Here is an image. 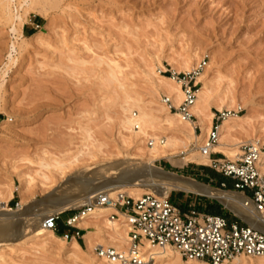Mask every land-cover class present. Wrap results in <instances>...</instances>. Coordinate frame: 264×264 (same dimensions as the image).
Wrapping results in <instances>:
<instances>
[{
    "label": "rangeland",
    "instance_id": "obj_1",
    "mask_svg": "<svg viewBox=\"0 0 264 264\" xmlns=\"http://www.w3.org/2000/svg\"><path fill=\"white\" fill-rule=\"evenodd\" d=\"M33 7L14 33L0 2V123L11 119L0 125V201L7 200L8 208L21 200L18 188L25 173L35 183L27 201L36 203L49 199L72 176H100L131 156H143L150 138L132 142L121 127L128 108L134 114L138 110L149 114L152 139L153 135L167 137L178 152L184 150L175 159L192 156L191 149L200 154L206 136L202 140L179 137L172 125L177 121L171 126L166 123L168 108L162 95L167 94L151 83L153 78L166 82H161L160 69L183 73L202 58L206 65L197 81L198 89L205 82L208 90L210 127L216 122L213 114L241 107V114L250 111L248 119L224 143L239 148L252 141L264 147V0H36ZM195 132L202 133L200 128ZM44 157L60 159L64 172L43 180L36 162ZM154 165L231 191L191 170L220 174L209 163L187 161L177 166L160 158ZM8 187L13 194L9 200ZM144 192L149 191L140 189L139 195ZM181 194L193 195L169 192L179 207L186 203ZM46 204L35 207V214L43 213ZM69 210L61 211L55 232L59 239L49 242L29 233L36 221H24L21 236L28 239L11 245L18 233L5 238L0 264H112L96 257L93 246L101 243L93 238L94 244L76 249L62 237L60 226ZM122 217L118 222L124 223ZM82 229L83 234L95 230ZM176 257L171 253L170 260L156 264H184Z\"/></svg>",
    "mask_w": 264,
    "mask_h": 264
},
{
    "label": "bare ground",
    "instance_id": "obj_2",
    "mask_svg": "<svg viewBox=\"0 0 264 264\" xmlns=\"http://www.w3.org/2000/svg\"><path fill=\"white\" fill-rule=\"evenodd\" d=\"M14 1L16 6L13 9L12 3ZM35 1H0L5 8V11H7L6 15L11 23L10 30L12 32H17V26L23 23L29 11L34 8L33 5ZM38 1L41 3L46 2L47 0ZM13 47L14 44H12V48ZM201 78L202 76L197 80L201 81ZM163 79H165V83H160V79L158 81V78H153L151 85L157 90L164 91L171 98L173 103L177 104L182 97L180 85L173 81L170 77L161 76V82ZM167 81H171L172 83L169 82L168 84H166ZM207 91L208 90L206 88V83L204 82L197 91V98L191 109L196 119L195 122L182 121L174 112H170L169 110L166 112L168 115V117L165 118L166 123H169L170 125L173 122L175 123V121H177V125H172L175 131L179 134V137L182 136L185 140H191V138H200L202 140L209 132L211 114H207V106L209 102ZM128 111L129 116H126L123 119V121L121 122V127L127 130V132L129 133L128 138L132 140V142L135 141L136 143L140 144L144 141V139L150 138L146 141V149L144 155L131 156L129 158L130 161H123L114 166L112 169L109 168L108 170H110L111 172H106L107 174L100 175L99 172L97 175L100 176L95 177L80 175L72 176V179H68L62 186L55 190V192L51 194V197H49V199L39 200L36 203H30L27 201V195H30L28 193H30L29 191L30 189H32L31 185H35V183H33L34 178L26 173L20 175L18 190L21 194V200L17 203V206L15 208H8L6 205L7 200L0 201V236L3 237L2 239H0V246L7 243L4 242L5 238L8 239V237H11L16 233L18 234L13 237L17 241L11 243V245L22 243L26 239H28L27 235L21 236V238L18 239L15 237L21 235V233H24L21 231V229L26 226L23 225V222H26V220L28 221L30 219L36 221V223L33 225L32 230L29 232L33 234L32 236L40 238L41 240H43V242H49L53 239H59V237L56 236L53 231L43 227V221L45 220V218L55 212L78 208V206L82 205L91 195L95 194L98 191H107L110 197H113L117 191H121L126 193L127 195L137 197L140 194V189H147L149 192L154 193L158 196H164L168 194L170 190H183L193 192L218 199L220 202L224 203L225 206H227L233 213L246 220L250 225L264 232L263 216L255 211H251L250 209L243 207L241 205V194L216 189L195 180L179 176L174 172H169L161 167L155 166L154 162L160 158H167L173 165L177 166H182L187 161H195L199 164H207L209 163V159L207 156L195 153L193 149H191V151L189 152L190 155L192 154V156L185 155L180 159H175L174 157L177 154H184V150L178 152L175 149V144L169 143V139L167 137H159L157 135H153V139L151 138L152 134L149 133V130L152 128V121L149 117V114L144 112L143 110H138V114H134V111L131 108H128ZM249 112L250 111L247 110L241 115L228 116L219 124L218 143L214 146V151L223 153L224 155L233 159L238 156L239 148L224 143V140L227 137L231 138L234 136L233 134L236 132H234V130H236V127L239 125V123L242 124L245 119H248ZM9 121H11V119L3 120L0 125H4ZM195 125L200 128L202 132L201 135L196 134ZM160 140L162 143H159ZM150 143H152L153 145H150ZM47 158L48 157L39 158L37 162L33 160L31 161V159H29V162L30 164L36 162L37 164H35L38 165L40 169H42L41 171L38 169L39 176L43 180L50 181V179L52 178L50 175H52V173L58 172L62 174L64 172L63 170L65 169V164L57 157L56 159H51L50 161L47 160ZM75 158L77 157L75 156ZM110 173H113V175H109ZM42 183L43 182H41V184ZM8 189L9 187L7 188V190ZM7 194L8 200L11 199L13 194L10 189L7 191ZM42 203H47L46 207L42 206L45 211H43V213L41 214H35V207L42 205ZM111 209L112 208L108 206L97 207L87 217L82 218L77 223V225L83 228H95L96 231L89 229L83 234V237L86 243H89V246L90 244H94V240H96L97 243H101V245L103 246H113L117 249L126 250L129 247V235L128 229L126 228L127 226L125 222H120V219H111L110 217H107V214ZM102 220L103 222L100 223ZM118 220L120 221L118 222ZM26 229L27 228H25V230ZM91 238H93L94 240L92 241ZM71 241V248L73 247L76 249H81L74 238L71 239ZM139 248L144 252L146 257L149 256V258L151 257L153 259L151 264H156V261H160V259L170 260L171 253H176V259L178 260V262L184 264H196L194 261H186L184 259H181L178 253L173 251L169 247H150L145 244L140 245ZM221 264H264V256H240L234 258L230 262H223Z\"/></svg>",
    "mask_w": 264,
    "mask_h": 264
},
{
    "label": "built area",
    "instance_id": "obj_3",
    "mask_svg": "<svg viewBox=\"0 0 264 264\" xmlns=\"http://www.w3.org/2000/svg\"><path fill=\"white\" fill-rule=\"evenodd\" d=\"M38 27V24L35 25V28ZM205 65L206 59L202 58L192 70L183 73L159 70V74L170 77L180 85L182 97L177 104L165 94L162 95V102L182 121L195 120L191 109L197 98V77ZM242 112L243 109L239 107L213 114L216 122H212L199 152L208 157L209 164L216 171L232 180L230 192L242 195L241 205L264 218V147L252 141L241 143L235 159H228L223 153L214 151L218 143L219 122ZM198 128L195 125V130ZM159 143H162L161 140ZM221 188L226 189V184L221 183ZM103 206L113 209L109 215L111 219L123 216L129 235V247L126 250L103 245L94 247L96 257L108 263L151 264L153 259L146 257L139 248L145 244L150 247H169L181 259L196 264H221L240 256H264L263 231L238 215L237 220L228 221L223 215L207 214L193 205H187L183 210L171 200L169 193L158 196L144 192L134 198L121 191H117L113 197L107 191H98L78 208L69 210L71 214L64 220V225L72 228L73 232L63 233L62 237L65 240L83 238L84 230L77 223L97 207ZM61 213L48 215L43 227L58 232Z\"/></svg>",
    "mask_w": 264,
    "mask_h": 264
},
{
    "label": "crops",
    "instance_id": "obj_4",
    "mask_svg": "<svg viewBox=\"0 0 264 264\" xmlns=\"http://www.w3.org/2000/svg\"><path fill=\"white\" fill-rule=\"evenodd\" d=\"M35 25H37V24H35ZM191 170H193L195 172L194 174L206 177L210 181H212L213 183H215V182L229 183L231 185L230 189H232L233 183H232V180L230 178L224 177L221 174H213V173H211V172H209L207 170H200V169L196 170L195 168H193ZM192 194H193L192 196H188L186 194H181L180 195L181 198L184 199L183 204H184V202H186L185 203L186 205L185 204L181 205L182 203L179 204L180 207L183 208V210L185 209V207L187 205H193V206H196L200 210L205 212L206 208L212 207V205H214V204H218L220 206V213L219 214H211V215H223V216H225L228 219V221H233V220H237L238 219L236 214L233 213L228 207L225 206L224 203L221 202L222 204H224V205H222L218 199L214 198V199H216V201L209 200V199H204V198L201 199L199 197L200 194L193 193V192H192ZM202 196H204V195H202ZM207 197H209V196H207ZM229 211L232 212V213H230ZM80 228H82V227H80ZM60 230H61L62 234L66 233V232H69V233L73 232L72 228L66 227L65 225H61L60 226ZM74 240L79 244V246L81 248L87 247L84 237L83 238L79 237L77 239L75 238Z\"/></svg>",
    "mask_w": 264,
    "mask_h": 264
},
{
    "label": "trees",
    "instance_id": "obj_5",
    "mask_svg": "<svg viewBox=\"0 0 264 264\" xmlns=\"http://www.w3.org/2000/svg\"><path fill=\"white\" fill-rule=\"evenodd\" d=\"M216 187H221V182H215L214 183ZM226 188L230 189L231 185L229 183H225ZM205 213L207 214H219L220 213V206L218 204L212 205V207L206 208Z\"/></svg>",
    "mask_w": 264,
    "mask_h": 264
},
{
    "label": "water",
    "instance_id": "obj_6",
    "mask_svg": "<svg viewBox=\"0 0 264 264\" xmlns=\"http://www.w3.org/2000/svg\"><path fill=\"white\" fill-rule=\"evenodd\" d=\"M20 237H21V235H19V236L15 237V238H17V239H18V238H20ZM13 240H15V239L13 238Z\"/></svg>",
    "mask_w": 264,
    "mask_h": 264
}]
</instances>
